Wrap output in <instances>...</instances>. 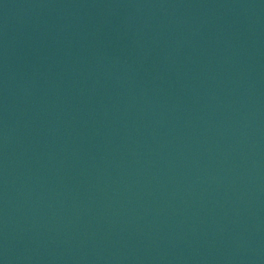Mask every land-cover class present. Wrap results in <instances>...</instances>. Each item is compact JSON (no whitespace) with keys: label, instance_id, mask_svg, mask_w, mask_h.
I'll use <instances>...</instances> for the list:
<instances>
[{"label":"water","instance_id":"water-1","mask_svg":"<svg viewBox=\"0 0 264 264\" xmlns=\"http://www.w3.org/2000/svg\"><path fill=\"white\" fill-rule=\"evenodd\" d=\"M261 234L264 0H0V264Z\"/></svg>","mask_w":264,"mask_h":264}]
</instances>
